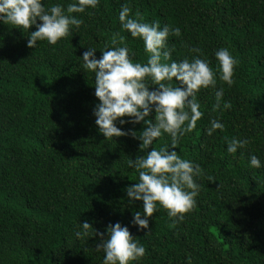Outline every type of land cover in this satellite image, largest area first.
Masks as SVG:
<instances>
[{
    "label": "trees",
    "instance_id": "1",
    "mask_svg": "<svg viewBox=\"0 0 264 264\" xmlns=\"http://www.w3.org/2000/svg\"><path fill=\"white\" fill-rule=\"evenodd\" d=\"M68 2L74 0H44L45 7ZM122 4L143 22L179 27L181 35L167 39L170 59H191L197 53L188 48L197 47L216 71L213 53L224 47L236 60L230 87L217 77L215 88L197 93L203 115L174 149L201 166L194 207L173 223L157 204L147 235L131 223L142 202L130 204L125 192L137 175L126 161L143 154L141 142L130 134L104 139L97 131L93 75L79 58L93 47L99 59L119 31L132 61L146 62L142 41L120 29ZM72 15L83 19L79 29L35 48L26 46L27 31L0 23V264H101L94 230L89 237L73 234L84 221L101 234L109 224L127 226L145 248L130 264H187L186 258L264 264V0H99L95 9ZM216 88H223L221 104L229 101V109L212 111ZM210 118H219L224 131L207 135ZM233 136L248 142L229 154L225 137ZM168 143L162 135L150 147ZM250 153L261 168L248 165Z\"/></svg>",
    "mask_w": 264,
    "mask_h": 264
},
{
    "label": "clouds",
    "instance_id": "2",
    "mask_svg": "<svg viewBox=\"0 0 264 264\" xmlns=\"http://www.w3.org/2000/svg\"><path fill=\"white\" fill-rule=\"evenodd\" d=\"M98 3L99 0H74L63 6L52 3L45 7L44 0H0V23L27 31L26 46L29 48H35L37 41L53 45L69 36L72 28H80L83 19L73 13L95 9ZM130 12V6L122 4L117 19L120 29L142 41L144 52L148 54L145 63L132 61L131 52L119 31L99 49V59L95 57L97 49L93 47H86L79 58L81 69L93 75V94L98 98L93 108L97 131L104 139L130 134L141 142L139 149L143 154L126 161L137 175L135 183L127 186L125 192L130 204L142 202V208L133 212L131 223L138 231L146 230L147 235L150 230L148 218L157 210V204L167 210L168 217H175L173 223L182 220L183 214L194 207L200 191L194 177L201 174V166L181 158L174 149L178 138L191 133L203 115L197 93L201 89L215 88L217 77L230 87L236 60L224 47L213 53L218 64L216 71L209 66L207 58H201V50L197 47L188 48L189 54L197 53L191 59L188 56L170 59L167 39L169 35L179 37V27L160 26L156 20L143 22L139 12L131 15ZM30 26H35V30L28 31ZM149 84L155 88L149 90ZM223 94V88L215 89L212 111L231 107L227 100L221 104ZM150 112L153 113L151 119L148 118ZM117 122L120 125L143 122L144 127L139 132L132 129L125 132L116 126ZM209 125L205 128L209 136L217 129L224 131L225 125L219 118H210ZM162 135L169 138V143L159 149L150 147ZM247 142V139L236 136L230 140L225 137V150L234 154ZM248 165L256 169L262 166L261 160L251 153ZM90 229L100 241L96 250L104 253L101 264H130L145 254L144 245L119 222L107 225L105 233L101 234L84 221L73 234L77 238L89 237L92 235ZM186 259L187 264H191L190 259Z\"/></svg>",
    "mask_w": 264,
    "mask_h": 264
}]
</instances>
